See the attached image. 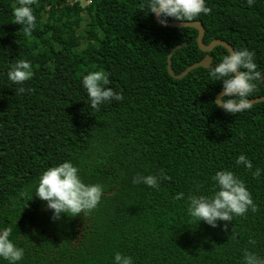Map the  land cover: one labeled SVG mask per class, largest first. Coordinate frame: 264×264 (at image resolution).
I'll return each mask as SVG.
<instances>
[{
    "label": "trees",
    "instance_id": "1",
    "mask_svg": "<svg viewBox=\"0 0 264 264\" xmlns=\"http://www.w3.org/2000/svg\"><path fill=\"white\" fill-rule=\"evenodd\" d=\"M81 1L35 0V27L26 34L14 22L17 0H0V227L10 226V239L24 249L17 264H112L117 251L134 264H242L244 249L264 257V101L228 113L214 104L221 81H211L206 67L168 74L170 50L174 73L205 54L212 64L222 59L221 45L199 49L195 28L157 24L141 0ZM206 5L210 13L196 20L203 43L220 38L254 51L264 71V0ZM82 19L77 44L79 37L90 44L73 46ZM17 59L32 67L22 85L6 78ZM97 70L122 99L93 109L81 77ZM258 95L261 81L249 98ZM240 153L252 169L235 163ZM66 160L103 191L90 212L54 220L31 194L44 169ZM219 169L244 181L256 211L216 227L196 224L187 197L210 195ZM160 170L169 178L158 189L131 183L136 173Z\"/></svg>",
    "mask_w": 264,
    "mask_h": 264
},
{
    "label": "clouds",
    "instance_id": "2",
    "mask_svg": "<svg viewBox=\"0 0 264 264\" xmlns=\"http://www.w3.org/2000/svg\"><path fill=\"white\" fill-rule=\"evenodd\" d=\"M255 0H245L251 7ZM35 0H17L13 9L14 22L23 27L29 34L35 27L36 17L32 6ZM141 10L155 14L161 24L168 18L180 21L178 28L193 25L201 14L207 15L211 9L206 0H141ZM194 26V25H193ZM254 51L247 48H229L225 45V53L219 62L205 64L211 81H221L222 92L214 100L215 106L228 113H238L252 107L249 97L257 88V81H261V72L257 70L254 62ZM32 75L31 63L25 59H17L7 72L6 78L13 84L22 85ZM81 85L88 97L90 108L97 109L101 104L111 100L119 101L122 95L109 87L108 76L103 71H90L81 77ZM16 91L25 92L24 87ZM30 92L31 89H28ZM237 165L245 169H252L251 161L245 154L240 153L236 159ZM253 176H259V167L252 170ZM168 179L166 173L160 170L156 174L141 175L136 173L131 178L132 184L143 183L150 188H159V180ZM214 181L213 191L210 195L191 194L187 197V214L194 218L196 224L203 221L209 226L216 227L217 221H232L234 216H243L248 211L255 212L257 205L253 202L244 181L229 169H219L211 176ZM102 186L98 183H85L76 165L71 161H63L44 169L32 189V194L46 202L51 210V219L58 220L61 213L66 216L86 214L94 209L102 196ZM21 196L24 193H20ZM184 194L176 193L174 198ZM11 227H0V260L8 264H17L24 256V249L17 246L10 239ZM255 243L254 240L249 241ZM112 264H134L133 258L117 251L112 257ZM242 264H264V257L247 249L243 250Z\"/></svg>",
    "mask_w": 264,
    "mask_h": 264
},
{
    "label": "water",
    "instance_id": "3",
    "mask_svg": "<svg viewBox=\"0 0 264 264\" xmlns=\"http://www.w3.org/2000/svg\"><path fill=\"white\" fill-rule=\"evenodd\" d=\"M68 1H70V0H68ZM153 18L157 24L162 25V26H178V24L180 23V21H177V20H167V22L165 24H161L159 19L155 16V14H153ZM189 23L193 24L194 26L193 25H188V26L193 27L197 30L196 42H197L199 49H201L202 51H210L216 45H221L224 48L226 45L229 48H232V46L227 41L220 39V38H213L212 40L209 41V43L204 44L202 41V36H203V32H204L203 25L199 21H193V22H189ZM171 51L172 50H170L167 54L166 70H167L168 74H170L171 76H173L175 78H180V77L184 76L189 70H191L197 66H204L205 67V64H209L210 60H211L210 56L208 54H205L199 60L194 61L191 64H188L180 72L174 73L172 70L171 64H170ZM263 77H264V71L261 72V82L264 84ZM221 92H222V89L219 90L215 94L214 100L219 98ZM249 100L251 101V103L258 102V101H264V95H258V96L249 98Z\"/></svg>",
    "mask_w": 264,
    "mask_h": 264
},
{
    "label": "rangeland",
    "instance_id": "4",
    "mask_svg": "<svg viewBox=\"0 0 264 264\" xmlns=\"http://www.w3.org/2000/svg\"><path fill=\"white\" fill-rule=\"evenodd\" d=\"M81 3H83V0L81 1ZM83 26H84V21L82 19V20H80L79 26L76 29L75 36H74L75 38L74 37L71 38V41H70L71 42V45L75 46L77 44V35H80L81 29L83 28ZM81 44L87 46V45L90 44V42L85 41L82 37H79V41H78L77 46H80Z\"/></svg>",
    "mask_w": 264,
    "mask_h": 264
}]
</instances>
